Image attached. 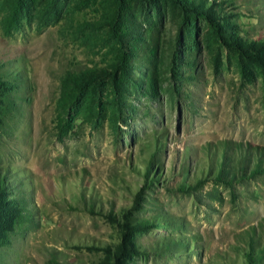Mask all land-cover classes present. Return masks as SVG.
I'll return each instance as SVG.
<instances>
[{"label":"rangeland","instance_id":"rangeland-1","mask_svg":"<svg viewBox=\"0 0 264 264\" xmlns=\"http://www.w3.org/2000/svg\"><path fill=\"white\" fill-rule=\"evenodd\" d=\"M183 2L0 0V264L264 259V0Z\"/></svg>","mask_w":264,"mask_h":264},{"label":"trees","instance_id":"trees-1","mask_svg":"<svg viewBox=\"0 0 264 264\" xmlns=\"http://www.w3.org/2000/svg\"><path fill=\"white\" fill-rule=\"evenodd\" d=\"M172 2H174L175 4H177L180 8L184 9L185 11H187L188 13H196V10H194L193 8H191L190 6H186V4L183 2V0H171ZM206 13L204 14V16L206 17V19H208L210 21L211 24L213 25H217L215 20H212V18L208 15L207 12H203ZM220 30V33L222 34V32L224 31V29L222 27L218 28ZM222 176L224 175V169L221 170L220 173ZM221 177V176H220ZM180 192H185L187 191V188H185V186H182L179 190ZM7 192V182L6 180L3 178V175L1 173L0 170V230L3 231H8L10 226L16 222H21L24 221L23 216L20 214L19 209H17L18 211H16L12 205L10 204L7 196L3 193ZM144 226L146 224V222L144 223ZM141 229V228H139ZM143 229V228H142ZM126 248V247H125ZM252 251H250L249 253H247L246 256V262L247 264H264V259L260 258L258 259L257 255L255 254V250L253 251L254 248H251Z\"/></svg>","mask_w":264,"mask_h":264}]
</instances>
